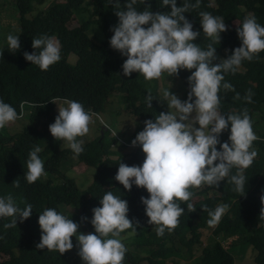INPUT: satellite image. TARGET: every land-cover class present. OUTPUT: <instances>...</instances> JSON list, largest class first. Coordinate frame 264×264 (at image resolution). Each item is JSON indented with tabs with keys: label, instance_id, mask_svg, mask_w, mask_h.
Listing matches in <instances>:
<instances>
[{
	"label": "trees",
	"instance_id": "16d2710c",
	"mask_svg": "<svg viewBox=\"0 0 264 264\" xmlns=\"http://www.w3.org/2000/svg\"><path fill=\"white\" fill-rule=\"evenodd\" d=\"M44 1L15 0L19 33L0 51V114L29 122L17 132L0 127V264H79L72 260L83 255L85 264H235L250 247L264 264V146L249 136H264V0H55L29 17ZM233 7L238 25H223ZM84 9L89 17L76 21ZM180 37L201 54L193 67L170 56ZM69 43L75 63L64 54ZM151 71L182 79L184 105L218 112L211 137L195 144L165 104L144 93ZM114 93L126 95L130 114L155 127L162 145L184 140L203 160L174 162L172 174L155 181L132 176L143 156L111 149L105 127L77 144ZM55 100L80 113L53 129ZM76 162L95 168L84 190L68 174ZM202 175L212 179L204 184ZM208 229L215 240L203 245ZM56 230L87 237L71 246ZM127 234L142 245L118 240ZM228 236L238 238L226 247Z\"/></svg>",
	"mask_w": 264,
	"mask_h": 264
},
{
	"label": "rangeland",
	"instance_id": "374dc122",
	"mask_svg": "<svg viewBox=\"0 0 264 264\" xmlns=\"http://www.w3.org/2000/svg\"><path fill=\"white\" fill-rule=\"evenodd\" d=\"M55 0H45L42 4L34 6L33 11L28 15L33 16L40 10L46 9ZM65 1V0H58ZM200 7V3H196ZM88 8H90L88 6ZM237 8L233 7L227 14L220 18V22L223 25H238L239 21L236 17ZM76 21H82L89 17V12L84 9L83 11L76 12ZM210 23L211 19L206 17L205 19ZM19 11L15 0H0V51L4 43L12 41L19 33ZM91 35L95 40L100 41L103 38V33L98 25L93 24L91 26ZM54 47L58 50L60 45L56 38L52 39ZM169 53L174 61H177V56L181 54L187 65L193 67L196 62L200 59L201 54L199 52H193L190 49V43L183 37L178 38L177 46L170 48ZM68 60L71 63H75L77 55L75 54V48L72 43H69L64 51ZM144 93L146 95H154L158 98L161 104L170 110L172 115L176 118L180 126H182L186 132L189 140L195 144L201 142L202 139H206L216 130L217 128V117L218 112L214 111L211 113L203 111L201 108L196 106L184 105L182 102L183 92L186 90V86L181 78H176L172 73H162L159 71H151L144 87ZM128 99L123 93L112 94L108 102L105 104L104 110L93 115L91 121L85 125L84 133L76 143L82 144L86 141L93 140L98 136L102 135V129L105 127L106 139L115 141L112 143L111 149L117 150L122 154H131L134 152L140 153L143 158L138 167L132 173V176H148L155 181H162L167 176L172 174V164L174 162H180L184 164H195L203 159L198 157L194 151L197 145H194L193 149L188 147L184 140L177 139L176 142L171 144L162 145L160 142V132L152 125L142 123L134 115L128 111ZM76 107V106H75ZM73 103L64 102L59 105L58 110L60 114H56L58 117L57 122H52V128L55 129L60 124V121L65 119L73 120L79 116V109L75 108ZM73 108V110H71ZM61 114H64L62 116ZM1 119L3 121H1ZM56 119L53 118V120ZM25 121L22 114L18 117L0 114V127H8L13 132H17L22 129L29 122ZM26 123V124H24ZM22 126V128H21ZM47 132L53 131L48 125ZM250 137H257L255 134H250ZM117 138V140H116ZM119 138V140H118ZM150 141V142H147ZM73 141H65L66 146H71ZM116 146V147H115ZM115 147V148H114ZM72 158L69 162H74ZM95 168L87 166L83 162H76L72 164V170L68 173L74 178L78 186L84 190L86 189L94 179ZM47 177V174H43ZM201 181L205 184L212 177L204 176ZM5 193L3 199L12 201L13 197L6 196ZM190 194V191H187ZM212 192L210 193V195ZM13 196V195H12ZM205 196V195H204ZM194 198L193 200H196ZM14 202V201H13ZM65 212L73 213L74 209L71 206L64 207ZM57 239L66 241L71 246H78L81 244V240L87 237L86 233L81 230H75L73 232H65L56 230L53 235ZM237 236L225 237L224 245L229 247L233 244ZM124 243L132 246L134 249L138 245H142V241L137 235H125L120 237ZM203 245L211 244L215 240L212 234V229L205 230L203 233ZM89 252V251H87ZM201 249L198 248L196 256L200 255ZM149 253L147 251L142 252L141 256L146 258ZM87 261V255L76 256L72 263L85 264ZM179 264H191L192 259H178ZM141 264H149L148 260L141 261ZM168 264H175L169 261ZM235 264H255L254 261V250L250 247L247 248L243 254L239 251L236 255Z\"/></svg>",
	"mask_w": 264,
	"mask_h": 264
},
{
	"label": "crops",
	"instance_id": "0c3cea01",
	"mask_svg": "<svg viewBox=\"0 0 264 264\" xmlns=\"http://www.w3.org/2000/svg\"><path fill=\"white\" fill-rule=\"evenodd\" d=\"M64 102H68V101H65V100H57V101L55 100V101H52V105H53V112H52V113L55 114V115H56V114H60V113H59L60 110H58V109H60V108H59V105L62 104V103H64ZM74 107H75V106H74ZM57 108H58V109H57ZM75 108H77V107H75ZM77 109H78V108H77ZM71 110H73V108H71ZM61 115L64 116V114H61ZM58 118H62V117L60 116V117H58ZM63 118H64V117H63ZM65 118H66V117H65ZM113 142H114V141H112V143H113ZM115 147H116V146H115ZM115 147H114V148H115ZM116 151H117V150H116ZM194 198H197V199H198V196H196V197H194ZM197 199H196V200H197Z\"/></svg>",
	"mask_w": 264,
	"mask_h": 264
},
{
	"label": "built area",
	"instance_id": "2783aa9c",
	"mask_svg": "<svg viewBox=\"0 0 264 264\" xmlns=\"http://www.w3.org/2000/svg\"><path fill=\"white\" fill-rule=\"evenodd\" d=\"M252 138L259 140L264 146V136H262V137L257 136V137H252ZM118 140H119V138H118ZM205 140L206 139H202L201 142H204Z\"/></svg>",
	"mask_w": 264,
	"mask_h": 264
},
{
	"label": "clouds",
	"instance_id": "9594fccd",
	"mask_svg": "<svg viewBox=\"0 0 264 264\" xmlns=\"http://www.w3.org/2000/svg\"><path fill=\"white\" fill-rule=\"evenodd\" d=\"M65 101H68V100H65ZM70 102V101H69ZM71 103V102H70ZM74 105V104H73ZM75 106V105H74ZM77 107V106H76ZM78 108V107H77ZM22 114V113H21ZM21 114H19V115H21ZM3 115V114H2ZM19 115H17V117L19 116ZM1 121H3L2 119H1ZM215 132V131H214ZM213 132V133H214ZM212 136V135H211ZM211 136H209V137H211ZM207 139V138H206ZM206 141V140H205ZM147 142H150V141H147ZM202 143V142H201Z\"/></svg>",
	"mask_w": 264,
	"mask_h": 264
},
{
	"label": "water",
	"instance_id": "95a60500",
	"mask_svg": "<svg viewBox=\"0 0 264 264\" xmlns=\"http://www.w3.org/2000/svg\"><path fill=\"white\" fill-rule=\"evenodd\" d=\"M105 129H106V128H105ZM103 131H104V130L102 129V135H103Z\"/></svg>",
	"mask_w": 264,
	"mask_h": 264
}]
</instances>
